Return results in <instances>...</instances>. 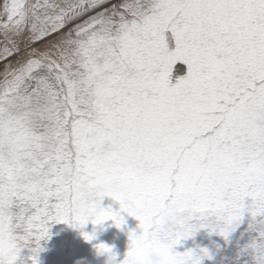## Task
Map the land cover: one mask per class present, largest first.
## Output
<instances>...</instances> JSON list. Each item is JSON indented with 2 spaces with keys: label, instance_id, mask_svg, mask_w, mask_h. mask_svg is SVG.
Masks as SVG:
<instances>
[{
  "label": "snow or ice",
  "instance_id": "snow-or-ice-1",
  "mask_svg": "<svg viewBox=\"0 0 264 264\" xmlns=\"http://www.w3.org/2000/svg\"><path fill=\"white\" fill-rule=\"evenodd\" d=\"M0 65V264L122 213L142 231L121 264L167 232L165 264H202L176 245L227 240L246 214L264 264V0H10Z\"/></svg>",
  "mask_w": 264,
  "mask_h": 264
},
{
  "label": "rangeland",
  "instance_id": "rangeland-1",
  "mask_svg": "<svg viewBox=\"0 0 264 264\" xmlns=\"http://www.w3.org/2000/svg\"><path fill=\"white\" fill-rule=\"evenodd\" d=\"M5 2L9 1L0 0V13L3 12ZM2 68L3 65H0V71H2ZM175 71L176 69L173 71V76ZM186 74L184 73L183 77ZM176 82H173V84ZM248 203L249 201H246V204ZM101 206L104 208L111 207L113 211H119L120 209L119 203L110 197H105L101 202ZM122 215H124L126 220V225L122 229H117L113 226L112 221H108L103 226L104 231H98V239L94 240L92 244L86 243L81 235V231L88 233L93 231L94 226L91 222L83 230H73L63 223L55 224L51 228V239L47 243H43V247L46 250L40 254V264H77L81 260L85 261L86 264H107L108 257L98 256L93 247V245L100 242L113 248L116 255V264H120L129 250V232L135 231L139 235L142 231L139 228L138 220L125 213H122ZM249 221L250 217L247 214L240 227L227 240L219 235H210L209 230L203 228L193 238L182 240L174 251L183 253L188 250L207 249L212 255V259H205L203 264H252V258H249L251 257L249 254L250 249L245 252L248 245L256 239V233L249 230ZM30 256V251L23 249L21 252L22 259L18 260V264H32Z\"/></svg>",
  "mask_w": 264,
  "mask_h": 264
},
{
  "label": "clouds",
  "instance_id": "clouds-1",
  "mask_svg": "<svg viewBox=\"0 0 264 264\" xmlns=\"http://www.w3.org/2000/svg\"><path fill=\"white\" fill-rule=\"evenodd\" d=\"M106 223H107V221L104 222L101 225H95V226L93 225L94 226L93 230L95 229V233H96V238L94 240L98 239V231H104V227L103 226ZM72 229L73 230H80L79 228H72ZM128 239H129V237H128ZM94 240H92L91 242H87L85 240L84 241L86 243L92 244V242ZM171 242H172V236H171L170 232L164 233L162 236L159 233L154 234L152 237L147 238L144 241L140 242V244L138 245L137 254H136L135 257L132 258L130 264H165L166 257L160 251L159 246H160V244L171 243ZM44 243H47V241L44 242ZM100 244H104L108 248H111L112 250H113V248L111 246L103 243V242H100L98 244L93 245V247L95 248V250L97 252V255L98 256H106V257H108L107 264H112V262H110V256L114 254V251H112V253L100 252L98 250V247H97ZM180 244H178V245H180ZM197 255H199L198 252H197ZM260 255H261L262 258H264V252H262ZM203 261H202V264H203ZM77 264H86V262L81 260V261H78ZM115 264H116V262H115Z\"/></svg>",
  "mask_w": 264,
  "mask_h": 264
},
{
  "label": "bare ground",
  "instance_id": "bare-ground-1",
  "mask_svg": "<svg viewBox=\"0 0 264 264\" xmlns=\"http://www.w3.org/2000/svg\"><path fill=\"white\" fill-rule=\"evenodd\" d=\"M5 1H9V2H10V0H5ZM13 62H15V61H13ZM178 64H182V65L184 66L185 69H182V72H181V73H177L176 76H175V78H173V75H172L171 78H172V81H173V82H176L179 78H182L183 75H184V73H187V71H188V69H187V65H185V64H183V63H178ZM178 64H177V65H178ZM177 65H176V66H177ZM176 66H175V67H176ZM174 69H175V68H174ZM176 69H177V68H176ZM186 75H187V74H186ZM173 82H172V83H173ZM246 215H247V214H246ZM108 235H109V234H108ZM229 241H230V240H229ZM69 243H70V242H69ZM234 245H235V244H234ZM241 246H242V245H241ZM245 250H246V249H245ZM245 252H246V251H245ZM121 255H122V254H121ZM243 256H244V255H243ZM246 256H247V255H246ZM248 256H249V255H248ZM123 258H124V257H123ZM249 258H251V257H249ZM61 259H62V258H61ZM62 261H63V260H62ZM63 262H64V261H63ZM116 262H117V261H116ZM118 263H119V262H118ZM251 263H252V262H251ZM120 264H121V263H120ZM225 264H226V263H225Z\"/></svg>",
  "mask_w": 264,
  "mask_h": 264
},
{
  "label": "water",
  "instance_id": "water-1",
  "mask_svg": "<svg viewBox=\"0 0 264 264\" xmlns=\"http://www.w3.org/2000/svg\"><path fill=\"white\" fill-rule=\"evenodd\" d=\"M177 68V69H176ZM176 71L174 72V76L173 78H175L176 74L177 73H181L182 72V69H185L184 66L182 64H178L176 67H175Z\"/></svg>",
  "mask_w": 264,
  "mask_h": 264
}]
</instances>
